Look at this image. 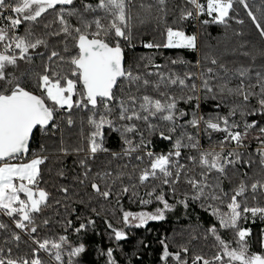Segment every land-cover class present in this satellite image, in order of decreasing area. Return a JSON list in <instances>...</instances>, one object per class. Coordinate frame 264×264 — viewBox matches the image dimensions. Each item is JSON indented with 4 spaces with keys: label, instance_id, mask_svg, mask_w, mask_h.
Returning <instances> with one entry per match:
<instances>
[{
    "label": "snow or ice",
    "instance_id": "6c2138e0",
    "mask_svg": "<svg viewBox=\"0 0 264 264\" xmlns=\"http://www.w3.org/2000/svg\"><path fill=\"white\" fill-rule=\"evenodd\" d=\"M149 252L264 264V0H0V264Z\"/></svg>",
    "mask_w": 264,
    "mask_h": 264
},
{
    "label": "trees",
    "instance_id": "16d2710c",
    "mask_svg": "<svg viewBox=\"0 0 264 264\" xmlns=\"http://www.w3.org/2000/svg\"><path fill=\"white\" fill-rule=\"evenodd\" d=\"M241 15H243V12L241 11ZM217 32L213 31V35H216ZM150 39H155L156 41H160L162 39L161 36L156 35V36H145L144 40L148 41ZM152 50H147L144 49L142 46H140L139 44L137 45L136 49H135V53L136 54H149L151 53ZM178 55H182L184 56L185 59L188 60H192L193 58V54L190 52H187L186 50H181V49H161L160 50V56L157 59V63H165L166 59L171 57L173 59H175ZM67 164L69 167L72 166V159L69 158V160L67 161ZM125 208L128 210H132V211H139L141 210L137 205L135 204H127L125 203ZM100 223V222H98ZM100 227L103 228V224L100 223ZM174 227H177V225L175 224L174 221L165 223L163 225H158V224H152L150 225L151 228V232H146L144 230H135L132 233L131 239L130 241L124 245V248L126 251H132L133 250V246L137 243L138 240L144 239L146 242L148 243H153V247L156 248L157 246L155 245L154 241L155 238L157 236V234L163 235L165 233L167 234H171V231ZM93 245L95 244H102L103 246L107 247L108 246V241L106 236L101 239L100 237H95L92 240ZM94 258V257H93ZM99 264H103L102 261L99 262ZM144 264H153V256L152 253H146L144 256Z\"/></svg>",
    "mask_w": 264,
    "mask_h": 264
}]
</instances>
